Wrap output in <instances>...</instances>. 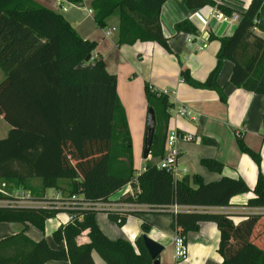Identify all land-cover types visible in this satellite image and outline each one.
<instances>
[{
  "label": "trees",
  "instance_id": "trees-1",
  "mask_svg": "<svg viewBox=\"0 0 264 264\" xmlns=\"http://www.w3.org/2000/svg\"><path fill=\"white\" fill-rule=\"evenodd\" d=\"M80 6L84 0H64ZM165 0H92L97 27L107 29L118 18V45L137 42L157 43L173 54L161 26ZM188 10L212 7L227 16L235 9L211 0H184ZM237 9V8H236ZM177 34L197 36L196 27L183 21ZM264 0H252L231 36L219 38L217 64L205 82L194 80L182 65L181 78L194 89L216 92L227 99L218 84L224 62L232 63L230 84L255 95H264ZM96 44L84 40L59 13L33 0H0V116L10 126L0 139V183L9 189L24 188L32 194L49 189L64 199L76 196L73 209L11 208L0 206V223L23 225L22 232L0 240V264H94L96 253L106 264H152L143 236L151 224L143 221L142 235L135 245L126 240H110L96 223L97 204H108L112 197L130 186L134 195L118 202L149 206L158 215H172L176 238L187 246L190 233L202 223H215L219 232L218 254L222 264H264V214L248 215L236 223L232 215L211 214L197 209L226 208L233 197L253 192L246 207L264 208V175L260 152L249 148L242 135H236L241 153L258 167L254 189L242 178L223 176L205 184L198 175L178 179L159 167L166 153L169 122L174 103L170 95L145 83L148 111L153 109L156 130L142 173L134 169L133 142L127 116L118 96V79L106 70L95 55ZM90 60L87 61V58ZM264 128V115H263ZM148 123V113H147ZM146 123V126H147ZM179 136H182L178 132ZM264 136V130L263 134ZM201 143L217 146L210 138ZM201 164L209 172L222 174L225 166L213 159ZM40 181V187L34 181ZM4 197L0 196V200ZM90 204L83 207V204ZM173 206L181 210L171 211ZM60 213L74 219L54 233V249L45 241H32L26 235L29 225L44 231L46 221ZM108 218L119 227L127 216L108 211ZM88 232L89 242L78 238Z\"/></svg>",
  "mask_w": 264,
  "mask_h": 264
},
{
  "label": "crops",
  "instance_id": "crops-1",
  "mask_svg": "<svg viewBox=\"0 0 264 264\" xmlns=\"http://www.w3.org/2000/svg\"><path fill=\"white\" fill-rule=\"evenodd\" d=\"M39 5L61 14L84 40L96 44L95 55L101 57L109 74L118 79L117 91L125 110L133 142L134 169L137 174L144 170L143 143L147 123V101L144 92L145 83H150L156 90L167 92L174 109L186 108L192 111L195 121L172 115L169 122V134L189 135L191 141L179 139L176 147L180 150L177 161L176 178L198 175L205 184L218 182L223 176L242 178L254 189L258 178V167L251 158L240 152L236 145V135H242L247 146L262 153V173L264 175V136H262L264 95H255L230 84L233 65L224 62L223 70L218 78L219 86L224 89L227 102L220 101L219 95L213 91L194 89L181 78L182 65L189 70L192 78L205 82L217 64V53L220 49L219 38L231 36L238 24L224 23L215 18L216 8L205 7L188 10L184 0H165L161 9V26L168 39L173 54L166 52L157 43L137 42L132 46L118 45L119 21L112 18L107 29L97 27L91 9L92 0H84L80 6H68L62 11L60 0H33ZM230 8H247L252 0H211ZM65 5V3H63ZM183 21L190 22L199 34H177L175 26ZM262 36V35H260ZM263 37V36H262ZM207 48L204 49L203 46ZM159 58V61L157 60ZM4 75L0 73V81ZM0 82V83H1ZM10 126L0 116V139L5 138ZM179 135V134H178ZM143 137V142H142ZM202 138H210L217 146L201 143ZM260 153V154H261ZM203 159H213L224 164L222 174L209 172L201 164ZM151 160V157L148 158ZM36 182V184H35ZM34 186L40 187L35 180ZM27 190L24 188H19ZM31 192V191H30ZM48 191L33 194L41 198L53 195ZM134 195L130 186L112 197L108 204H98L96 223L102 233L110 240L123 239L135 245L142 235V222L151 224L148 238L160 244L164 250L160 255V264H222L218 254L219 232L215 223H202L200 230L190 233L187 239V259L177 261L175 258L176 233L172 215H158L149 206L118 202L126 195ZM254 197L253 192L232 198L226 208L197 209L211 214L232 215L238 223L248 215L264 214V208L246 207ZM120 214L137 213L127 216L124 226L119 227L110 221L107 212ZM68 213L58 214L46 221L44 231L32 225L26 235L34 242L45 240L54 249L65 248V243L57 244L54 233L70 222ZM23 225L16 223H0V240L22 232ZM89 242L88 232L78 238V244ZM94 264H106L96 253ZM51 264H70L69 262H52Z\"/></svg>",
  "mask_w": 264,
  "mask_h": 264
},
{
  "label": "built area",
  "instance_id": "built-area-1",
  "mask_svg": "<svg viewBox=\"0 0 264 264\" xmlns=\"http://www.w3.org/2000/svg\"><path fill=\"white\" fill-rule=\"evenodd\" d=\"M58 6L62 11H67L68 6L71 5L64 0H60ZM65 3V5H63ZM235 9L232 16H227L220 10H217L215 13V18L218 21L224 23H233L238 24L241 20V14L244 12L243 7ZM204 49L207 48L206 45L203 46ZM167 93V92H165ZM168 94V93H167ZM171 116L176 115L180 118H188L192 121H195V117L192 114V111L184 108L172 109ZM181 139L182 141L189 142L191 141V137L189 135L179 136L178 133H170L168 136V140L166 143V153L164 158L160 161L159 167L162 169H166L168 171H172V173L177 175L176 165L178 158L180 156V150L176 147V142ZM0 196L4 197L0 200V206L2 207H11V208H58V209H73L74 201L77 199L76 196H72L70 199H64L62 194L58 191H55L53 195H43L41 198L35 197L30 191L22 190L18 188L9 189V186L2 182L0 183ZM90 204H83V207H89ZM98 208V204L95 206ZM181 210L178 206H173L171 211L177 213ZM70 222L74 219L72 214H69ZM175 258L177 261H184L187 259V246L184 245L181 239L176 238L175 241Z\"/></svg>",
  "mask_w": 264,
  "mask_h": 264
},
{
  "label": "water",
  "instance_id": "water-1",
  "mask_svg": "<svg viewBox=\"0 0 264 264\" xmlns=\"http://www.w3.org/2000/svg\"><path fill=\"white\" fill-rule=\"evenodd\" d=\"M90 60V57L87 58V61ZM156 130V118L153 109L148 111V123L145 130L144 136V145H143V159L147 160L150 157V151L154 139V134ZM144 246L153 260L152 264H160V255L163 252L164 248L156 243L155 241L148 238V236H143Z\"/></svg>",
  "mask_w": 264,
  "mask_h": 264
},
{
  "label": "rangeland",
  "instance_id": "rangeland-1",
  "mask_svg": "<svg viewBox=\"0 0 264 264\" xmlns=\"http://www.w3.org/2000/svg\"><path fill=\"white\" fill-rule=\"evenodd\" d=\"M257 35H262L260 32H257ZM263 36V38H264V35H262ZM158 61H159V58L157 59ZM0 73L1 74H3V72L0 70ZM1 82V81H0ZM182 119V118H181ZM263 133V132H262ZM142 142H143V137H142ZM244 142H245V140H244ZM246 143V142H245ZM144 144V143H143ZM237 145V144H236ZM247 145V144H246ZM249 147V146H248ZM250 148V147H249ZM141 151H143V149L141 150ZM257 152H259V151H257ZM261 153V152H260ZM261 156H262V153H261ZM261 167H262V164H261ZM35 184H36V182H35ZM49 193H52V189H49V190H47ZM60 214H62V213H60ZM64 214V213H63Z\"/></svg>",
  "mask_w": 264,
  "mask_h": 264
}]
</instances>
